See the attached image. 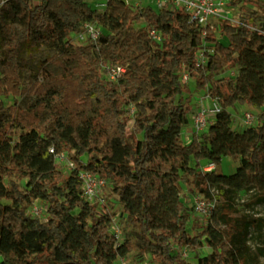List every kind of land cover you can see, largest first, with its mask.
Wrapping results in <instances>:
<instances>
[{"label":"trees","instance_id":"16d2710c","mask_svg":"<svg viewBox=\"0 0 264 264\" xmlns=\"http://www.w3.org/2000/svg\"><path fill=\"white\" fill-rule=\"evenodd\" d=\"M90 1L0 0L4 264H115L132 251L149 253L157 264H248L249 241L264 227L263 217L239 208L242 193L264 203V0H231L239 9H257L236 21L221 18L217 29L170 2L156 9L109 0L100 13ZM87 20L108 31L73 44L72 34L83 31ZM44 41L57 43L58 50L42 70L47 64L62 70L24 80V48ZM108 64L126 71L112 80ZM235 66L236 76L218 77ZM183 71L194 89L183 82ZM197 90L218 98L221 111L207 131L186 142L187 101ZM9 96L15 101L7 105ZM238 103L261 109L256 123L243 130L232 125L230 109ZM62 152L75 163L68 173L57 163ZM224 156L238 161L234 173L219 171ZM204 161L215 169L203 170ZM81 170L108 180L121 214L136 228L134 238L120 242L111 231L114 213L82 196ZM183 181L191 182L192 193L209 197L216 191L222 199L195 234L180 197ZM35 201L46 205L44 220L31 212ZM204 247L209 252L195 263L180 251ZM258 251L264 256V245Z\"/></svg>","mask_w":264,"mask_h":264},{"label":"rangeland","instance_id":"374dc122","mask_svg":"<svg viewBox=\"0 0 264 264\" xmlns=\"http://www.w3.org/2000/svg\"><path fill=\"white\" fill-rule=\"evenodd\" d=\"M127 3H130L134 6H145L147 3H151L153 6L155 5L154 0L150 1H138V0H125ZM231 0H226V5L224 8V16L231 18L233 21H236L239 17V15L243 14L245 11H251L256 10L257 7L253 5L246 6L243 10L239 9L237 6H233L230 2ZM138 2V3H137ZM92 7H95L96 1L91 0L90 1ZM220 19H211L209 24L212 25L215 29L218 28ZM142 24H138V26H141ZM101 32H107V28L103 25H99ZM219 39L223 42H227L225 38L220 37L218 35ZM72 43L73 44H81L87 42V39H80L78 37V33L72 34L71 36ZM58 50V44L54 43L52 41H44L40 43H31L27 45L22 54L23 58L25 59V62L27 63V68L23 72V79H27L31 75H35L37 72H45L44 76L48 72H52L54 74L59 73L62 68L57 65L47 64L46 70H42V66L45 64L46 60L55 55ZM201 59L204 60L203 55L201 56ZM238 73V66L235 67H228L226 68L222 73L218 75V77L223 76H236ZM109 77V76H107ZM186 85H188L190 88L194 89L195 87V81L193 79H190L186 82ZM187 96V94L185 95ZM5 103L12 104L14 103V98L12 96L4 97ZM20 103L27 106L29 105L28 101L19 99ZM203 102L206 105H210L212 103V99L209 98L206 95V92L203 90H197L192 93V95L188 98V105L190 107V121L189 123L183 128L182 135L184 137V133L186 130H191L192 128V116H194L196 110L198 109L199 102ZM233 114V127L237 130H243L248 125L244 122V113H252L256 116L260 113V108H255L248 104H240L238 103L234 108L230 109ZM94 114V113H93ZM257 121V120H256ZM256 121L254 123H256ZM131 127V124H130ZM66 155L69 158V153L66 152ZM70 159V158H69ZM82 160L86 161L87 157L82 156ZM204 165H207L205 161L203 162ZM238 166V161L233 159L229 156H224L222 158L221 165L219 167V171H221L224 174H232L236 171ZM67 173L69 172V167L66 166ZM181 192L180 197L182 201L186 203V205L189 207L188 211V230L190 233L195 234L197 232V226L201 225L202 223H206V219L208 217H204L201 214H199L195 210V197L196 196H204L206 200L214 206L215 209L218 208L220 202L222 199L218 196V193L214 191L209 197L206 195H203L201 193H192L191 192V182L183 181L181 183ZM254 196L251 195V193H242L239 198V208L242 209V212L250 213L254 217H263L264 218V203H253ZM97 206V208L100 211L103 212H110L114 213V223L112 226L113 228H118L120 230L119 232V241L122 242L127 237L134 238V232L136 231V228L130 224V222L127 220V218L121 214V206L118 202L117 197L112 192L111 186L108 183V180L106 181V184L104 187H102L98 193L97 198H95L92 202ZM35 205L38 207L39 214H35L33 211V208L31 212H33L34 215H36L39 219L44 220L46 218V205L43 203L36 201ZM260 235V236H259ZM256 236V237H255ZM264 227L263 230L258 234V232L255 230L254 235L252 236L251 240L249 241V249L245 252L244 256L247 259L248 264H263L264 263V256L261 255L258 251L260 246L264 245ZM182 255L184 258L192 263H195L197 260L198 255H204L207 252H209V248L204 247L203 249L199 250L197 253L192 252L186 248H182L181 250ZM121 259H118L116 263H119ZM124 261L126 264H157L155 261L151 259V255L149 253L141 254L137 251H132L127 257H124ZM115 263V264H116ZM0 264H4V258L0 255Z\"/></svg>","mask_w":264,"mask_h":264},{"label":"built area","instance_id":"2783aa9c","mask_svg":"<svg viewBox=\"0 0 264 264\" xmlns=\"http://www.w3.org/2000/svg\"><path fill=\"white\" fill-rule=\"evenodd\" d=\"M96 1L95 7H93L97 12L103 13L107 7L109 0H94ZM138 1H150V0H138ZM155 5L153 6L151 3H147L145 6L152 5L156 9L163 8L168 2L175 7L184 9L187 13L190 14L191 20L196 21L200 25H208L211 19H221V18H229L224 16V8L226 5V0H154ZM151 2V1H150ZM101 24L97 23L94 20H87L83 23L82 29L83 31L78 32V37L80 39L87 40H96L98 36L102 33L100 26ZM152 37L157 41H161V37L158 33L152 32ZM106 71L108 76L112 80H116L126 71V67L123 65H106ZM182 80L183 82H187L190 78V75L187 71L182 72ZM209 97V96H208ZM211 98V97H209ZM212 103L210 105H206L203 102H199L198 109L196 110L194 116H192V128L191 130H186L188 134L184 133V140L189 142L193 133H202L207 131L211 122L215 119L217 114L221 111V106L218 101V98H211ZM257 120L256 116L252 113H244V122L247 125H253ZM53 152V149H51ZM57 163L66 165L69 168H74L75 163L71 159L68 158L65 152H62L57 157ZM203 170L212 171L215 169V164L213 162L204 165ZM79 176L82 179V196L90 201L91 203L95 198H97L98 193L102 187L106 184V178L98 173H93L86 170L79 171ZM34 202L31 210L35 214H39L38 207ZM214 206L211 205L204 196H196L195 197V210L201 214L202 216L209 217L213 210ZM99 210V209H98ZM103 212V211H101ZM33 213V212H32ZM36 216V215H35ZM113 226V224H112ZM120 230L116 227L113 228L114 235L119 238ZM121 259L119 263L116 264H126L124 258Z\"/></svg>","mask_w":264,"mask_h":264},{"label":"crops","instance_id":"0c3cea01","mask_svg":"<svg viewBox=\"0 0 264 264\" xmlns=\"http://www.w3.org/2000/svg\"><path fill=\"white\" fill-rule=\"evenodd\" d=\"M138 3V2H137ZM185 134H188L187 132Z\"/></svg>","mask_w":264,"mask_h":264}]
</instances>
